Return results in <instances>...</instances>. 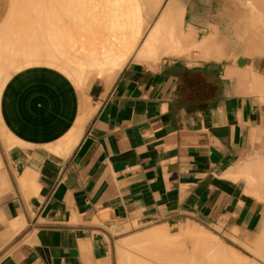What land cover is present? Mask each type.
Here are the masks:
<instances>
[{
	"label": "crops",
	"instance_id": "crops-1",
	"mask_svg": "<svg viewBox=\"0 0 264 264\" xmlns=\"http://www.w3.org/2000/svg\"><path fill=\"white\" fill-rule=\"evenodd\" d=\"M235 1L179 0L187 48L135 53L85 88L48 64L2 82L0 63V264H121L127 243L158 227L201 226L234 246L263 231L264 189L247 165L264 158V39L235 34L236 23L254 31ZM96 4L0 0V54L37 23L60 38L77 27L66 23L104 20Z\"/></svg>",
	"mask_w": 264,
	"mask_h": 264
},
{
	"label": "bare ground",
	"instance_id": "bare-ground-1",
	"mask_svg": "<svg viewBox=\"0 0 264 264\" xmlns=\"http://www.w3.org/2000/svg\"><path fill=\"white\" fill-rule=\"evenodd\" d=\"M247 1L250 2L248 5L250 7H246L245 4H242ZM102 2L103 8L93 9L91 7L90 10L92 11L90 12H101L99 14L105 15L104 20L95 19L93 22L81 23L80 25V28L91 32H95L96 27L100 25L101 29L104 30L100 35L92 33V39L89 41L83 38H59L55 37L54 33L47 30L43 31L49 28L47 23L44 25L39 23L36 26L39 27L40 31L35 27L31 32L29 31V37L25 38V43H21L18 47L6 49V51H4L5 53L0 54V63L6 68H10L14 64L28 60L49 61L65 66L76 79L80 80L88 79L89 77L95 78L104 76L105 72L119 70L137 49L151 20L160 10L163 0H104ZM145 4L153 5L151 10L146 14L144 12ZM96 6H99V4H96ZM186 9L187 8H185L179 0H167L138 48L136 52L137 59L154 61L158 60L163 55L183 50V47L186 45V41L184 42L185 32L183 29L184 19H186ZM251 9H256V13H253ZM226 10H228V8ZM234 10H236L237 17H240L242 21L251 22L254 30H247L246 25L243 26L244 23H236L233 27L235 34L241 37L242 32H244L243 30H246L245 39L248 46L256 45L258 38L260 39L262 37L263 40L264 0H237ZM255 16L259 18V22L262 21L263 23L262 34H257L258 31L260 32L261 28L258 27L257 23H253L256 21ZM97 23L99 24L97 25ZM217 37L218 36H211L212 40L216 42ZM249 71L251 72V70ZM253 73L254 72L250 74ZM256 79L255 86L257 87L259 83L264 88V80L260 81L259 78ZM252 80L255 81V78ZM256 87L253 88L255 94H258L261 91L260 89L263 88L260 87V89H256ZM258 89L259 91L257 92ZM261 93L264 94V91ZM263 96L261 98L260 95V100L264 103ZM263 159H257L256 162L252 160V162L250 161L251 164L247 161V163L250 164L249 171L253 163V168H251L250 173L252 174L254 184L262 189H264ZM241 165L242 167L245 166L243 164ZM246 172L247 171L244 173ZM241 173L244 174L243 172ZM249 175L250 174H248V176ZM166 229V227L152 228V230H148V232H144V234L138 237V246L144 245L145 247V245H150L149 248L151 249H149L148 252H150L151 261H149L150 257L147 258L148 260L146 259L142 262L143 260H138V258L135 259V257L132 258L133 256L131 255L127 256L125 262L122 264H256L238 255L231 248L224 247L223 244L221 245L219 242H216V240L214 241L211 236L203 234V231L201 232L200 229L198 230L196 228V230H198L196 231L194 228L190 232H188V228L181 229L180 232L174 235L165 232ZM188 233V242H183L182 239L184 236H187ZM133 242H137V240L135 239ZM187 243H189V245ZM134 244L137 245L136 243ZM253 244L258 250L255 254H260V256H256L264 260V229L257 235L256 241L254 240Z\"/></svg>",
	"mask_w": 264,
	"mask_h": 264
},
{
	"label": "rangeland",
	"instance_id": "rangeland-1",
	"mask_svg": "<svg viewBox=\"0 0 264 264\" xmlns=\"http://www.w3.org/2000/svg\"><path fill=\"white\" fill-rule=\"evenodd\" d=\"M82 1H93V2H100V3H102V1H104V0H82ZM167 2V0H163V4H162V6L160 7V10L163 8V6H164V4ZM89 7V6H88ZM92 7V6H91ZM91 7H89V9L91 8ZM153 7V5H148V4H145L144 5V8H145V10H144V12H145V14L148 12V11H150L151 10V8ZM81 8H84V9H86V6H81ZM93 9H101V8H103V5H101V4H99V6H93L92 7ZM160 10L156 13V15L153 17V19L151 20V23H150V25H149V27L147 28V30L145 31V33H144V37H145V35H147V33L149 32V30H150V28L152 27V25H153V23L155 22V20L157 19V17H158V15H159V13H160ZM95 11V10H94ZM97 13H95V14H99V13H101V12H98V11H96ZM158 14V15H157ZM101 16H104V15H101ZM16 23V26H19V24H18V22H15ZM81 23L83 24V23H86V22H78V23H66L67 25H69V24H72V25H74V24H77V27H75V28H73V30L72 31H70L68 28H66L65 30H64V28H63V33H62V38H73V39H79V38H83V39H85L86 41H89V40H91L92 39V36H91V34L92 33H95V35L96 34H101V33H103L104 32V30L103 29H101V26L100 25H98L99 23H97V27H96V30H95V32H91V31H89V30H84V29H82V28H80V25H81ZM37 24H39V23H37ZM41 24H45V23H41ZM48 25H49V23H47ZM63 24V23H62ZM64 25V24H63ZM183 29H184V27H183ZM19 30H20V26H19ZM45 30H47V31H49V32H51V33H53V31L52 30H49V28H47V29H44L43 31H45ZM66 35V36H65ZM70 35H73V36H70ZM183 36H184V34H183ZM212 36H218V32L217 31H214V34L212 35ZM144 37L142 38V41H143V39H144ZM142 41L139 43V45L137 46V49L134 51V53L129 57V59L132 57V56H134L135 55V53L137 52V50H138V48L140 47V45H141V43H142ZM186 40L184 39V42H185ZM197 47L199 46V44H195ZM209 47H211V46H209ZM213 48L214 47H216V45H213L212 46ZM185 48H187V43H186V45L183 47V49H185ZM208 48V47H207ZM201 49H203V48H201ZM212 48H209V49H203V50H205V51H210ZM128 59V60H129ZM33 64H48V65H52V66H55V67H57V68H59V69H61V70H63L64 72H66L72 79V81L74 82V84L78 87V88H85V86L86 85H84V82L86 81V79H82V80H80V79H76V77L71 73V72H69L67 69H65L64 67H62V66H59V65H53V64H51V63H44V62H29V63H17V64H14L12 67H10V68H7L6 70H7V72H6V76H5V78H3V80H2V82L8 77V75L12 72V71H14V70H16V69H18V68H20V67H24V66H27V65H33ZM15 72V71H14ZM14 72H12L11 73V75L14 73ZM111 72H113V71H108V72H105V75L104 76H100V77H95V78H93V79H91V81L89 82V83H91L92 81H94V80H97V79H103V78H108V77H111V76H113L114 75V73H112V74H109V73H111ZM80 80V81H79ZM80 83H79V82ZM2 82H1V84H0V89L2 88ZM89 83H88V85H89ZM0 136H1V138L3 137V138H5V137H7L6 135H5V133H4V130H3V128L1 127V125H0ZM13 143H16L15 141H13L11 138L9 139V136H8V144L9 145H11V144H13ZM8 144H6L5 146H9ZM262 160V159H259V158H255V159H253V161H255L256 162V160ZM264 160V159H263ZM254 162V163H255ZM251 164V163H250ZM250 164H248L247 165V167H248V169H249V167H250ZM251 168H253V163H252V165H251ZM251 168H250V171H251ZM250 183L249 184H253L254 186H256V188H258L257 187V185L256 184H254V182H252V181H249ZM259 188H261V187H259ZM261 190H262V188H261ZM191 228V229H190ZM195 228V230H196V228L199 230L200 229V231L202 232L203 231V234H207V236H211L213 239H214V241L216 240V242H219V244H223V246L224 247H229V248H231L232 250H234L238 255H240V256H243L245 259H247V260H249V261H251V262H255L256 264H264V260L262 259H260L259 258V256H260V254L258 253V254H255V253H257L258 252V250H257V247L253 244L254 243V240L256 241V237L254 236V238H252V239H250L249 240V243L247 244V245H242V246H234V245H232L231 243H230V241L228 240V239H225V238H223V237H221V236H218L217 234H215L214 232H212L211 230H209V229H207V228H204V227H201V226H192V227H189L188 228V232H190L192 229H194ZM154 229V228H153ZM152 230V229H151ZM194 230V231H195ZM198 230H196V231H198ZM150 231V230H149ZM199 231V232H200ZM148 232V231H147ZM165 232H168L170 235L171 234H175V232H176V229H166V231ZM146 233V232H145ZM144 234V233H143ZM181 237H183V236H181ZM210 237V238H211ZM211 238V239H212ZM212 239V240H213ZM188 240H189V233L187 234V236H184V238L182 239V241L183 242H188ZM234 241H236V240H234ZM221 242V243H220ZM134 243H136L137 245H135ZM134 244V245H133ZM188 245H189V243H187ZM139 244H138V239H137V242H131V243H127V245L125 246V254H124V261H122V263L123 262H125V260H126V257L127 256H133L132 258H134L135 257V259H137L138 258V260H143L142 262H144V260H146L148 257H150L149 258V261H151V255H150V252H148L149 251V249H151V248H149V246L150 245H145V247H144V245L143 244H141V245H143V246H138ZM137 246V247H136ZM147 247H148V249H147ZM147 249V250H146ZM257 251V252H256ZM149 253V254H148ZM149 255V256H148ZM256 255H259V256H256ZM146 257V258H145ZM148 260V259H147ZM121 263V264H122Z\"/></svg>",
	"mask_w": 264,
	"mask_h": 264
}]
</instances>
